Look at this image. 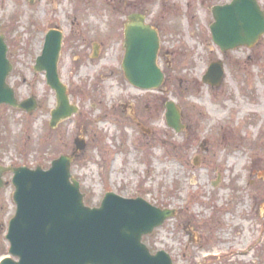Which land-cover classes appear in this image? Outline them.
Segmentation results:
<instances>
[{"label": "rangeland", "instance_id": "374dc122", "mask_svg": "<svg viewBox=\"0 0 264 264\" xmlns=\"http://www.w3.org/2000/svg\"><path fill=\"white\" fill-rule=\"evenodd\" d=\"M228 1L0 0L14 65L8 81L20 100L39 103L32 113L0 106V164L48 168L81 138L86 147L72 172L89 205L115 191L181 214L145 236L153 251L167 250L174 264H264V35L253 47L222 52L211 9ZM137 11L162 37L166 80L153 91L132 86L122 71L123 27ZM56 27L66 36L60 77L79 111L52 128L55 91L34 65ZM219 59L226 75L211 86L203 75ZM168 100L183 113L180 132L167 125ZM13 192L11 182L0 189V260Z\"/></svg>", "mask_w": 264, "mask_h": 264}, {"label": "water", "instance_id": "95a60500", "mask_svg": "<svg viewBox=\"0 0 264 264\" xmlns=\"http://www.w3.org/2000/svg\"><path fill=\"white\" fill-rule=\"evenodd\" d=\"M212 11L213 40L225 52L244 45L251 47L264 34V11L257 0H232L214 6ZM62 38L61 31L50 30L35 65L36 70L46 72L47 83L56 91L52 127L78 109L70 103L58 72ZM125 49L123 68L129 82L142 89L158 88L165 77L157 64L159 37L145 23L144 16H130L125 27ZM12 70L6 37L0 33V104L33 111L38 106L36 99L20 102L8 83ZM224 75L223 62L214 61L203 80L219 86ZM166 120L170 127L181 130V112L173 101L167 103ZM76 145L73 154L53 160L49 169L0 165V188L5 185V172L14 173L13 198L17 204L6 235L12 256L0 264H173L168 252L153 254L142 237L176 211L113 192L106 194L100 207L87 206L80 183L71 173L72 161L85 148V142L77 138Z\"/></svg>", "mask_w": 264, "mask_h": 264}, {"label": "flooded vegetation", "instance_id": "af4514ba", "mask_svg": "<svg viewBox=\"0 0 264 264\" xmlns=\"http://www.w3.org/2000/svg\"><path fill=\"white\" fill-rule=\"evenodd\" d=\"M136 13H140V14H143V15H145V13H144L143 11H142V12H138V11H137ZM130 14H131V13H130ZM130 14H129V15H130ZM129 15H128V16H129ZM128 16H127V18H128ZM145 16H146V15H145ZM146 18H147V16H146ZM125 23H126V22H125ZM120 24H121V23H120ZM152 25H153V26H154V27H155V28L158 30V32H159V34H160L159 27H158V26H156L155 24H152ZM120 27H121V26H120ZM120 27H119V29H118V32H119V30H122ZM160 39H161L160 41H161V43H162V37H161V35H160ZM189 233L191 234V233H192V231H191V232H189Z\"/></svg>", "mask_w": 264, "mask_h": 264}]
</instances>
